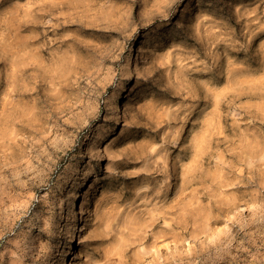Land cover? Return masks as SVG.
Wrapping results in <instances>:
<instances>
[{
    "label": "rangeland",
    "instance_id": "rangeland-1",
    "mask_svg": "<svg viewBox=\"0 0 264 264\" xmlns=\"http://www.w3.org/2000/svg\"><path fill=\"white\" fill-rule=\"evenodd\" d=\"M0 264H264V0H0Z\"/></svg>",
    "mask_w": 264,
    "mask_h": 264
},
{
    "label": "bare ground",
    "instance_id": "bare-ground-1",
    "mask_svg": "<svg viewBox=\"0 0 264 264\" xmlns=\"http://www.w3.org/2000/svg\"><path fill=\"white\" fill-rule=\"evenodd\" d=\"M122 88L120 89V91L118 93H116L113 97V102L116 106L121 104V96H122ZM86 177L83 178L82 184L81 185H87L88 182L86 181ZM80 208L82 209V205H80ZM79 228V225H77L76 223V219L73 221V223L70 226V236H69V241H72L73 237H74V232Z\"/></svg>",
    "mask_w": 264,
    "mask_h": 264
}]
</instances>
